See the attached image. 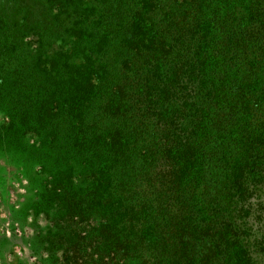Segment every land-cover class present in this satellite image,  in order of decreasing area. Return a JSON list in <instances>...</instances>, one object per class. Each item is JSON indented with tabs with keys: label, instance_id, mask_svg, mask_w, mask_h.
Returning <instances> with one entry per match:
<instances>
[{
	"label": "trees",
	"instance_id": "1",
	"mask_svg": "<svg viewBox=\"0 0 264 264\" xmlns=\"http://www.w3.org/2000/svg\"><path fill=\"white\" fill-rule=\"evenodd\" d=\"M0 120L53 264L264 256V0H2Z\"/></svg>",
	"mask_w": 264,
	"mask_h": 264
},
{
	"label": "rangeland",
	"instance_id": "2",
	"mask_svg": "<svg viewBox=\"0 0 264 264\" xmlns=\"http://www.w3.org/2000/svg\"><path fill=\"white\" fill-rule=\"evenodd\" d=\"M1 166L0 264H53V259L59 255V248L54 251L58 255H48V242L54 236H57L55 240H59L58 229L52 226L50 219L34 216L35 210L30 207L33 192L26 188V181H22L11 170H5L3 164ZM256 230L264 236V221L260 227L255 226ZM253 256L255 264H264V256Z\"/></svg>",
	"mask_w": 264,
	"mask_h": 264
}]
</instances>
